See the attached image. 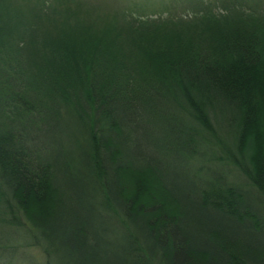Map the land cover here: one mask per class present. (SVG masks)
<instances>
[{
  "label": "trees",
  "instance_id": "16d2710c",
  "mask_svg": "<svg viewBox=\"0 0 264 264\" xmlns=\"http://www.w3.org/2000/svg\"><path fill=\"white\" fill-rule=\"evenodd\" d=\"M186 5L0 0V264H264V0Z\"/></svg>",
  "mask_w": 264,
  "mask_h": 264
},
{
  "label": "rangeland",
  "instance_id": "374dc122",
  "mask_svg": "<svg viewBox=\"0 0 264 264\" xmlns=\"http://www.w3.org/2000/svg\"><path fill=\"white\" fill-rule=\"evenodd\" d=\"M190 0H80V3L83 6H90L101 8L104 12H113V10H118L122 6H127L131 8L132 12H144L145 15H157L161 13L162 15L166 13H179L182 11V6L188 8L186 5ZM202 1H211L213 3L219 4L221 0H202ZM248 1V0H244ZM167 5L166 7H164ZM231 178H238L241 175L237 171L231 170L229 173ZM32 256L35 259L40 258V254L34 248L31 249Z\"/></svg>",
  "mask_w": 264,
  "mask_h": 264
}]
</instances>
